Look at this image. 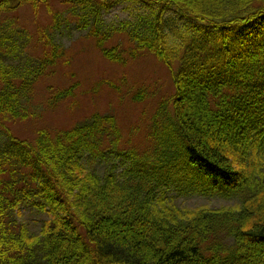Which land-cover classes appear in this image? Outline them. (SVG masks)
<instances>
[{
    "label": "trees",
    "instance_id": "trees-1",
    "mask_svg": "<svg viewBox=\"0 0 264 264\" xmlns=\"http://www.w3.org/2000/svg\"><path fill=\"white\" fill-rule=\"evenodd\" d=\"M50 1L0 0V122L28 118L36 83L64 55L42 36L43 58L25 57L30 37L3 17L24 6L51 12ZM123 1L65 4L83 14L78 28L101 48L126 33L132 57L149 51L172 72L176 93L155 118L172 105L184 142L177 157L169 135L160 139L156 168L182 158V169L212 181H203L211 193L240 205L159 208L156 170L127 171L125 181L96 173L89 165L116 155L121 138L109 117L55 136L42 130L34 142L8 136L0 147V264H264V0H127L139 6L133 21L103 31V14ZM102 52L124 62L119 51ZM75 87L53 91L49 106ZM28 207L46 214L38 233L20 220Z\"/></svg>",
    "mask_w": 264,
    "mask_h": 264
},
{
    "label": "rangeland",
    "instance_id": "rangeland-1",
    "mask_svg": "<svg viewBox=\"0 0 264 264\" xmlns=\"http://www.w3.org/2000/svg\"><path fill=\"white\" fill-rule=\"evenodd\" d=\"M138 8V5L127 0L117 3L103 14L102 30L120 28L121 23L133 21L132 15ZM50 9L51 12L49 8L41 6L38 14H35L30 6H24L3 17L15 20L17 27L30 37L25 57L43 58L45 47L39 42L42 36L58 44L64 50V55L36 83L33 100L28 107V118L0 122V147L8 141V136L34 142L42 130L55 136L60 131L84 125L96 116L109 117L115 120L121 138L116 155L109 153L102 161L89 165L96 173L105 176L110 171L116 172L119 179L125 181L130 179L127 171L132 172L137 168L151 172L156 170L157 175L153 172L157 176L153 189L155 205L159 208L164 205L189 210L239 206L240 200H227L211 193L214 192L211 186L208 187L203 181L211 184L212 181L204 178L196 167L190 168L199 174V180L194 178L191 169H182V158L177 159V166L156 168L160 167L156 160L159 154L157 148L164 136L169 135L173 152L180 149L177 157L181 156L184 142L172 105L158 120L155 118L162 104L176 93L173 74L167 65L149 51L132 57L130 52L135 47L126 33L115 32L101 48L98 37L92 36L88 29L78 28L79 17L83 14L74 12L65 4V0H51ZM172 14L178 16L174 11ZM177 19L182 25L191 23L181 17ZM103 49L119 51L124 62L107 59ZM72 86H76L72 98L49 106L53 91ZM163 140L168 141L167 138ZM109 146L104 144L106 149ZM118 153L125 158H118ZM190 178H194L195 185L190 184ZM21 211L23 217L20 220L33 233H38L46 214L30 207Z\"/></svg>",
    "mask_w": 264,
    "mask_h": 264
}]
</instances>
